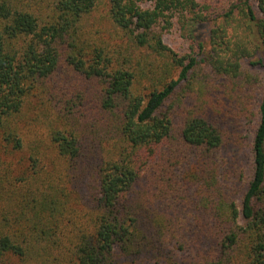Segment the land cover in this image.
<instances>
[{
    "label": "trees",
    "instance_id": "obj_1",
    "mask_svg": "<svg viewBox=\"0 0 264 264\" xmlns=\"http://www.w3.org/2000/svg\"><path fill=\"white\" fill-rule=\"evenodd\" d=\"M209 5L0 0V264H264V0Z\"/></svg>",
    "mask_w": 264,
    "mask_h": 264
},
{
    "label": "rangeland",
    "instance_id": "obj_2",
    "mask_svg": "<svg viewBox=\"0 0 264 264\" xmlns=\"http://www.w3.org/2000/svg\"><path fill=\"white\" fill-rule=\"evenodd\" d=\"M232 2L235 0H206V3H210V13L212 16H220L229 10V7ZM197 38L203 37V27H199L196 31ZM166 43H168L171 47L182 50L183 47H186L188 44L184 42V40L180 37L178 33L172 32L165 37Z\"/></svg>",
    "mask_w": 264,
    "mask_h": 264
}]
</instances>
